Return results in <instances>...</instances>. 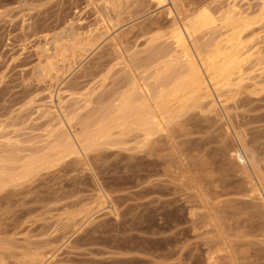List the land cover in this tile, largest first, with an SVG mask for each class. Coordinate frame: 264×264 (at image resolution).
I'll list each match as a JSON object with an SVG mask.
<instances>
[{"label": "rangeland", "instance_id": "1", "mask_svg": "<svg viewBox=\"0 0 264 264\" xmlns=\"http://www.w3.org/2000/svg\"><path fill=\"white\" fill-rule=\"evenodd\" d=\"M263 1L0 0V164L16 157L8 166L19 173L0 186V264H264L258 52L243 54L220 98L187 107L145 147L133 131L120 147L96 144L29 174L21 166L83 120H102L134 76L152 82L146 58L171 45L172 18L209 9L219 31L202 30L198 44L225 46L222 16L236 2L257 50Z\"/></svg>", "mask_w": 264, "mask_h": 264}, {"label": "bare ground", "instance_id": "2", "mask_svg": "<svg viewBox=\"0 0 264 264\" xmlns=\"http://www.w3.org/2000/svg\"><path fill=\"white\" fill-rule=\"evenodd\" d=\"M155 1L160 5L166 3V0ZM198 10L193 17L182 16L180 24L178 20L172 18V29L170 28L172 37L169 36L172 38L169 42L171 45L155 50L146 58L148 63L143 71H150L153 77L152 82L145 81L146 74L142 75V82H139V79L134 76L128 87H125L126 89L118 97L116 96V101L105 106L104 110L109 108L108 111L105 110L106 113L102 112L105 116L98 115L100 118L103 117L102 120L95 122L83 120L80 132L74 130L73 136H71L72 134L63 136L60 134L61 137L54 139V145L50 143L51 147L56 148L51 151L47 150V153L41 154V156L21 161L24 172L29 174L36 169H49L62 157L72 154L78 156L77 154L81 150L85 152L96 144L120 147L121 144H125V137L133 131L139 132L140 137L143 136L141 141L139 140L141 142L139 147H145L155 133L167 129L169 121L175 115H180L187 107L198 105L204 99H209L214 103L215 97L220 98L225 89H230L233 85L232 75L236 69L240 70L242 61L247 59L244 57L245 55L243 56L245 52H248L249 57L258 52L255 63L264 62V35L257 37L262 44L257 50H252L254 45L247 47V42L255 40V38L244 39L245 32L251 29L253 21L243 16V11L239 9L236 2H233L222 16L227 26L232 25L231 28H228L231 32L225 38V46H219V42L223 39L216 40V36L206 42H210L209 44H204L205 49L199 46V33L202 30L213 29V33H216L219 29L216 28L214 12L209 9L200 8ZM168 12L172 14L170 8H168ZM262 14L264 15V1ZM217 34L219 36L221 33ZM211 40L214 41L211 42ZM213 93L216 94L214 98ZM82 123L80 122L79 126ZM57 154H59L58 157ZM234 156L241 159L243 163L247 161L251 164L255 163L252 157L245 156L240 151L235 152ZM14 158L16 157H9V159L1 161L0 186L10 177H19V173L13 176L14 174L9 171V163L16 164L18 162ZM244 166L246 167L245 164ZM255 170L254 172H256ZM15 179L17 180V178Z\"/></svg>", "mask_w": 264, "mask_h": 264}]
</instances>
